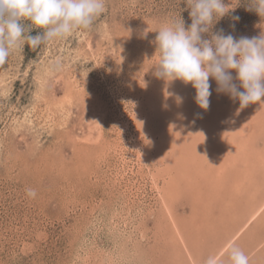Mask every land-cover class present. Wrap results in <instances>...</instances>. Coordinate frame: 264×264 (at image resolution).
Instances as JSON below:
<instances>
[{"label":"rangeland","instance_id":"374dc122","mask_svg":"<svg viewBox=\"0 0 264 264\" xmlns=\"http://www.w3.org/2000/svg\"><path fill=\"white\" fill-rule=\"evenodd\" d=\"M247 8L240 0L212 31L223 29L236 39L260 35L264 19ZM189 11L183 0H106L90 29L35 50L24 46L0 66V264H172V245L157 233L156 211L150 212L158 209L153 157L140 167L130 155L131 132L161 140L158 117L150 133L144 121L135 126L133 117L147 115L159 59L156 30L179 16L187 28ZM24 23L31 34L40 31ZM57 59L61 70L49 72ZM209 82L211 98L218 99L217 83L211 77ZM227 97L221 93L215 108L209 106L217 112L206 111L220 128L233 114L223 105L230 103ZM219 110L226 117L214 119ZM259 130L256 143L264 148ZM189 197L186 190L175 204L181 216L191 212Z\"/></svg>","mask_w":264,"mask_h":264},{"label":"bare ground","instance_id":"6f19581e","mask_svg":"<svg viewBox=\"0 0 264 264\" xmlns=\"http://www.w3.org/2000/svg\"><path fill=\"white\" fill-rule=\"evenodd\" d=\"M179 81L167 82L155 76L149 89L145 119L133 117L135 126L144 121L145 132L150 133L149 126L156 117L163 125L158 129L161 132L159 142L155 137L143 140L141 131L135 133L137 136L131 132L135 146L130 149V155L137 158L141 168L148 164L149 157H153L151 182L158 209L151 208L150 212L156 211L157 233H162L161 237L168 246L172 245V264H208L210 258L213 264H229L228 253L232 246L245 252L249 264H264V152L261 150L264 148H259L255 139L258 127L264 134V103L249 104L241 109L238 99L214 89L220 96L217 95V102L210 96L211 107L219 102L222 93V97L229 96L230 102L223 104L224 107L233 108L226 127L220 128L206 112L208 110H203L195 102L196 91H191L190 83ZM130 91L127 93H132ZM176 96L182 97V103H177ZM218 113L213 114L214 119L223 116L221 110ZM199 116L201 121L196 126ZM128 120H123L122 124L132 130L133 124L130 125ZM151 132L154 136L152 129ZM258 171L263 175L262 181L258 179L259 175H253ZM186 190L191 196V202H188L191 203V212L181 216L175 204ZM135 247L138 248L137 242L134 251Z\"/></svg>","mask_w":264,"mask_h":264},{"label":"clouds","instance_id":"9594fccd","mask_svg":"<svg viewBox=\"0 0 264 264\" xmlns=\"http://www.w3.org/2000/svg\"><path fill=\"white\" fill-rule=\"evenodd\" d=\"M181 0H179V3ZM190 9L191 24L169 19L157 30L155 43L159 57L155 75L167 82L181 80L196 90L195 102L207 110L212 95L209 78L217 83V91L238 99L240 108L264 103V32L239 39L225 35L223 29L213 32L214 24L234 11L240 0H183ZM247 10L264 19V0H245ZM106 0H0V66L10 54L24 46L33 50L87 30L105 12ZM238 21L239 16H232ZM25 21L32 27H26ZM234 28L235 25L233 24ZM146 32L143 34L146 36ZM205 34L209 38H205ZM61 70L59 59L49 66V72ZM235 72V76H233ZM243 89V90H241ZM171 95V94H170ZM177 103L182 97L176 96ZM29 196L35 190L28 189ZM229 264H249V257L237 246L229 249ZM208 264H213L210 258Z\"/></svg>","mask_w":264,"mask_h":264},{"label":"crops","instance_id":"0c3cea01","mask_svg":"<svg viewBox=\"0 0 264 264\" xmlns=\"http://www.w3.org/2000/svg\"><path fill=\"white\" fill-rule=\"evenodd\" d=\"M260 148H263V147H260ZM262 150V152H264V150L263 149H261ZM255 174H253V175H259V177H258V179H261V181H262V179L263 178H261L263 175H260V172L258 171V172H254ZM251 177H253V176H251ZM247 195V194H246ZM263 230H264V228H263ZM204 256H206V254H204Z\"/></svg>","mask_w":264,"mask_h":264}]
</instances>
